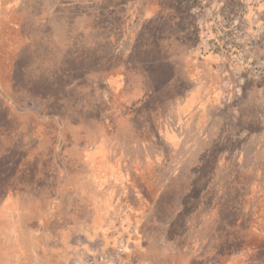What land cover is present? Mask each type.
Here are the masks:
<instances>
[{"label":"rangeland","instance_id":"rangeland-1","mask_svg":"<svg viewBox=\"0 0 264 264\" xmlns=\"http://www.w3.org/2000/svg\"><path fill=\"white\" fill-rule=\"evenodd\" d=\"M11 1L0 6V26L14 8L13 27L0 28V264H264V68L256 67L264 62V0H198L193 8L203 36L198 51L214 50L232 66L231 78L222 60L212 66L221 77L214 76L217 93L208 96L219 112L207 137L191 126L186 107L175 105L199 59L175 36L167 47L172 19L151 18L140 30L136 12L144 0H118V15L132 8L131 28L113 39L126 50L130 32L149 34L146 47L156 57L167 47L173 60L126 64L106 49L105 0H29L26 20L16 12L28 0ZM183 19L174 35L187 27ZM183 37L191 47L197 38ZM166 64L173 86L159 69ZM198 65L207 94L211 69ZM200 128L204 141L222 129L223 142L205 168L182 167L173 184L204 190L192 200L170 191L172 209L164 212L154 205L153 172L164 174L160 187L172 185L170 170L186 160L178 167L169 160L201 138ZM200 203L220 210L205 211L203 222L193 211Z\"/></svg>","mask_w":264,"mask_h":264},{"label":"trees","instance_id":"trees-1","mask_svg":"<svg viewBox=\"0 0 264 264\" xmlns=\"http://www.w3.org/2000/svg\"><path fill=\"white\" fill-rule=\"evenodd\" d=\"M105 6H106V15H107V21L109 23L106 33L108 34L109 40L108 42H110L111 45L107 46V51L108 54L111 58L114 59H125L126 60V64H130L132 63L131 60L133 59L134 62H138V64L143 65V63L145 62H157V65L160 66L161 63L159 61L162 62L163 58H161V56H166L168 54V51L166 52V49H168L167 47H171V45L174 43L175 40H177V42L179 43L180 46H184L186 47L188 50H185L184 52H194L195 56L198 57L199 61L195 62L197 64L195 65H191L192 67H190L189 69H187V73H188V84H189V89L187 90V92L185 93L186 95L183 97V99H179L177 100L176 104L181 105V107H183V110L186 107L187 112L190 115L189 118L194 119V125L191 126H198V127H202L203 130H205V137H207L211 131H213L214 126H215V118L218 116L219 110L216 109V106H212L211 101L213 100V98L211 99L208 95H215L217 92L213 91V88H210L211 91L209 93H205L206 90H204V82L206 80H204L205 78L201 77V70L198 64H201L200 66H203L205 68V71L207 70V64H218L221 60L222 62H224L225 64V71L224 74L227 75V77L231 78V73H232V66H230L228 60L225 62V60L223 61L222 57L220 56V54L216 53L214 50L209 52L208 54H202L200 53L199 50V42L200 40L203 38V36L199 33L200 29L198 27L197 24V19H198V14L193 12V8L195 7V5L197 4L198 0H173V6H170L169 3L166 0H144L141 3V7H138V12H136L137 14V18L141 19L142 21H144L143 25H141L139 28L140 30H142V28L144 29V27H146L149 23H151V18H164V19H168V20H173L170 27L171 30L168 29H164L163 32L165 31H169L172 32L170 34H168L167 37H169L168 39H170V41L167 42V47H163L164 48V53H161L163 51V49L161 48L158 54H160L159 57H156L154 53H152L151 47H146V46H151L153 40L150 38L149 34H143V35H138L136 34L135 36L130 32L129 38H130V42H126V44H128V48L126 50L123 49V44L121 43L118 39L117 42L115 39H113V37L115 36V33L119 34V32H128L129 28H131V26H128V18L132 15V8H127V12L125 11L124 14L121 16L120 14L118 15L117 13H115V10L120 9V7H117V1L118 0H105ZM131 5V3H130ZM187 5H190L189 7H187ZM126 7V6H124ZM135 11V10H134ZM134 15V14H133ZM177 15V16H176ZM16 16L18 19H24L26 17L25 14H20V13H16ZM184 16V17H183ZM184 18V19H183ZM136 19V17H135ZM180 19H183L182 21H184V23L186 24L187 27H185L184 29H182L181 34L179 33L178 35L173 33V31L175 30L174 28H178L179 21ZM189 20V22L187 21ZM2 24L0 26V28L4 29V32H7L8 28L10 27V23H9V17L2 16L1 18ZM7 23V24H6ZM189 23V24H188ZM163 22L160 24L162 25ZM167 27V28H168ZM166 28V27H165ZM2 31V29H1ZM20 33H22L24 31V29L19 30ZM145 31V30H143ZM195 33L196 35V40L195 43L192 44L193 46L191 47V44H188L187 41L188 39H186L185 37H183V35H187V34H193ZM165 33H161L159 36H164ZM174 36H175V40H174ZM185 38V39H184ZM149 39V40H147ZM141 40H144V42L142 43ZM147 40V41H146ZM158 40H160L158 38ZM157 40V41H158ZM119 44V45H118ZM161 47V46H160ZM158 47V48H160ZM111 48V49H110ZM150 50V51H149ZM111 51H113V53H111ZM149 51V52H148ZM151 52V53H150ZM187 54V53H186ZM23 55V54H22ZM163 56V57H164ZM170 59V61H173L171 59L172 54L171 55H167ZM187 56V55H186ZM161 58V59H160ZM189 58V57H188ZM148 59V60H147ZM159 59V61H158ZM226 59V58H225ZM95 62L96 64H101L102 61H104L101 57H99L98 55L95 54ZM77 61V60H76ZM209 61V62H208ZM166 62L167 61V57H166ZM92 62H87L84 63L85 64V68L86 67H90V64ZM147 65V64H146ZM171 65V62H170ZM164 68H159L161 71H163L161 73V75H163L164 77H168L170 78V85L173 86L172 84L174 83L173 80H175V72H173V66L169 65H164ZM168 69H170L171 71H169ZM211 69V68H210ZM59 70V69H58ZM175 70V69H174ZM207 73V72H206ZM211 80H210V84L213 83V80L215 79V77H221V72H218L216 66L215 68L211 69ZM207 73V75H208ZM60 72L58 71L56 76L60 77ZM209 76V75H208ZM158 79H160V76L158 75ZM162 77V78H164ZM208 81V79H207ZM215 81V80H214ZM160 83V82H159ZM180 84V83H179ZM176 84V85H179ZM175 85V87L177 88V86ZM211 86V85H210ZM188 88V87H187ZM205 88H208L207 86H205ZM215 88V87H214ZM197 89H203L202 91H200L199 95H195V92ZM216 90V89H215ZM205 94V95H202ZM215 109L217 110V112L215 111ZM187 118V119H189ZM234 120H236V118H234ZM174 123L179 125L178 120ZM174 124V126H176ZM223 126H226L225 124H223ZM199 133L201 134L200 139L197 140H192L189 142H186L185 145L183 146V150H182V154L177 156L174 160H169L168 165H171L174 161H175V165L178 167L183 159H185L186 161L184 162V164L180 167L179 170H177V168H173L170 170V176H169V180L172 182V185L170 186H166L165 187H160L159 185H164L163 182H161V180L164 177V174L162 172V170H158V171H154L153 172V176L154 179H152V184L154 185V189L157 192L156 197L154 196V194H152L150 192V196L153 195V197H155V202L156 204L155 207H159L162 208V210H164V212H167L168 210L172 209V207H168L169 204L167 203V199H168V193L170 191H175L177 193L176 197H178V199H180L181 197H185L186 200H192V198H194V194L197 191H203L204 188H198L197 186H195V184L191 185L190 188H186L185 190H182L180 185H176L173 184V182L180 178L182 176L183 170L182 167H187L189 165H191V167L195 168V166L197 167H203L204 164L206 163L207 160H210V158H212L211 153L216 149L215 146H217V144L222 143V136L224 138V135L226 134L225 131H223L222 129L218 130L216 133V136L214 137V135L212 134L210 136V139L208 140H203L205 138L202 137V131L201 128L199 130ZM230 132H228L229 134ZM236 136H239V133H236ZM166 143L169 145V148H172L174 146V142L172 141H168L165 140ZM222 141V142H221ZM171 145H170V144ZM215 157V156H214ZM218 157V156H217ZM154 163H156L157 160H159V158L155 157L154 159ZM178 160V161H177ZM159 163V162H158ZM193 168H191L192 170H194ZM205 168V166H204ZM195 171V170H194ZM126 171L122 170L120 172L119 175L125 174ZM196 172H198V174L203 173L204 169H196ZM187 173V170L184 172ZM159 175V178H156V175ZM197 174V173H196ZM167 183V182H166ZM165 183V184H166ZM153 191V190H150ZM180 192H184L180 195ZM200 199V196H198ZM202 203V202H201ZM198 205L196 204L195 209L193 211L199 213V215L201 214L202 218L201 220L204 222L207 220V218H204V214L205 211H209V209L212 208V212H219L220 210V206L218 204L214 205V204H207V206L202 207V205ZM182 203H179L178 205H181ZM203 204V203H202ZM204 206V204H203ZM187 205L183 204L181 206V209L178 212H185ZM158 217V216H157ZM206 217V216H205Z\"/></svg>","mask_w":264,"mask_h":264},{"label":"crops","instance_id":"crops-1","mask_svg":"<svg viewBox=\"0 0 264 264\" xmlns=\"http://www.w3.org/2000/svg\"><path fill=\"white\" fill-rule=\"evenodd\" d=\"M32 1H34V2L36 1V3L38 2V0H32ZM10 3H12L11 0H10V1H9V0H4L3 2L0 0V6H1V8L4 7L3 5H5V7H7ZM28 4H29V0H28L27 2H24V1H23L22 4H21V7L19 8V9H21V10H20V11H17V12H21V14H25V15H26V13L29 14V12L26 11V8H23V7H27ZM0 10H1V9H0ZM13 10H14L13 6H11V9L6 10V13H7L6 15H7V17H8V14H9L8 12H12V13H13ZM60 10H61V9H60L59 7L53 8V12L57 11L58 13H60ZM41 11H42V12H40V16H41V18H42L41 21H42V26H43V25H44L43 21L45 20V10L43 9V10H41ZM17 12H16V13H17ZM38 17H39L38 14H36V22H37V20H38ZM25 18H26V17H25ZM25 18H24V20H26ZM22 20H23V19H22ZM10 27H11V28L13 27V24H12V23L10 24ZM22 27H23V26H21L20 30L23 29ZM201 43H202V42H201ZM198 48H200V47H198ZM208 62H209V61H208ZM212 66H213V63H212V64H210V63L207 64V68H211L212 71H213L214 67L212 68ZM203 69H205V68H203ZM217 70H218V69H217ZM208 82H209V81H208ZM209 84H210V83L207 84V87L210 86ZM214 84H215V81L213 80V83H212V87H211V88H213V91H216L215 88H214L216 85L214 86Z\"/></svg>","mask_w":264,"mask_h":264},{"label":"built area","instance_id":"built-area-1","mask_svg":"<svg viewBox=\"0 0 264 264\" xmlns=\"http://www.w3.org/2000/svg\"><path fill=\"white\" fill-rule=\"evenodd\" d=\"M256 67L262 70L264 68V62H260V63L256 64ZM90 261L93 262L94 258H90Z\"/></svg>","mask_w":264,"mask_h":264}]
</instances>
